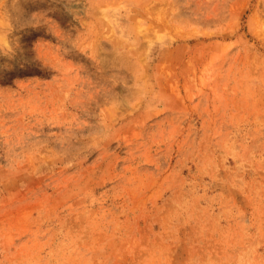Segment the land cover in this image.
Returning a JSON list of instances; mask_svg holds the SVG:
<instances>
[{
  "label": "rangeland",
  "instance_id": "rangeland-1",
  "mask_svg": "<svg viewBox=\"0 0 264 264\" xmlns=\"http://www.w3.org/2000/svg\"><path fill=\"white\" fill-rule=\"evenodd\" d=\"M0 264H264V0H0Z\"/></svg>",
  "mask_w": 264,
  "mask_h": 264
}]
</instances>
